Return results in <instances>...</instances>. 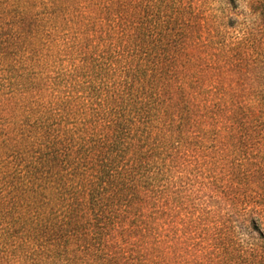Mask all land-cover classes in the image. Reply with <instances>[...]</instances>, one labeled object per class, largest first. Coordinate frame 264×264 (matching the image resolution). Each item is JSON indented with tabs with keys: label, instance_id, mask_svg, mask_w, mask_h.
I'll use <instances>...</instances> for the list:
<instances>
[{
	"label": "trees",
	"instance_id": "1",
	"mask_svg": "<svg viewBox=\"0 0 264 264\" xmlns=\"http://www.w3.org/2000/svg\"><path fill=\"white\" fill-rule=\"evenodd\" d=\"M191 2L0 0V264H264V103L224 114L222 211L163 228L193 75L257 54L249 31L203 38Z\"/></svg>",
	"mask_w": 264,
	"mask_h": 264
},
{
	"label": "rangeland",
	"instance_id": "2",
	"mask_svg": "<svg viewBox=\"0 0 264 264\" xmlns=\"http://www.w3.org/2000/svg\"><path fill=\"white\" fill-rule=\"evenodd\" d=\"M191 1L200 14L201 29L206 32L205 36L202 34L203 38L209 31L221 32L224 38L222 39L228 43L241 38L242 32L249 31L257 54L254 56L255 59H252V54L247 52L243 54L242 51H238L239 54L234 60L236 67L227 66L222 68L221 72H217L214 68L207 66L202 74L197 72L193 75L191 82L195 85L187 90L193 94L194 101L186 102V105L193 110L186 116L185 123L180 128L182 131L183 128L185 129L183 132L185 133L183 135L185 140H183L187 145L185 164L183 160H180L182 165L176 168L180 173L174 172V182L171 185V190L175 191L174 201L177 202L174 204L178 207L172 210L171 217L165 220L163 226L167 232L169 231L168 237L189 232V223L198 211H207L208 216H211L216 211L221 212L225 207L227 202L225 203L222 199L219 190L223 185L221 175L227 168L224 170V167H218L215 164L223 163L220 157L225 156L230 159L233 147L237 146L238 141L233 137V130H228L230 124L224 120L223 117L226 116L224 114L230 112L232 105L238 107L241 115L240 110L244 108L253 110L264 103V38L259 37L257 28L264 26V16L258 15L256 11V9L261 10L259 6L264 9V0L261 3L260 0H256L257 5V2H253L254 0ZM208 50L209 47H205L204 56H206L207 64L210 63L206 55ZM194 69L196 68L193 67L192 70ZM258 148L254 149V158L251 159L253 162L256 160L263 164L264 148L263 153L262 147ZM242 154H244V145ZM248 188L253 189L252 186ZM153 212H155L153 218L158 220L159 218L162 220L165 216L158 214L156 210ZM250 231L251 234L247 235H251L250 239L253 238V240L247 238L248 231H241L238 235L243 247L247 246L246 243L249 241L258 242V234L251 229ZM193 254L195 249H184L180 255H183L185 259L189 258L190 261L187 264H197L194 263L196 260ZM177 264L184 263L177 262Z\"/></svg>",
	"mask_w": 264,
	"mask_h": 264
}]
</instances>
